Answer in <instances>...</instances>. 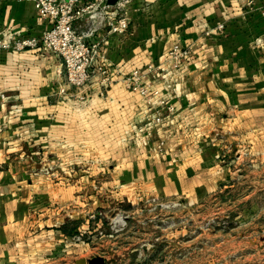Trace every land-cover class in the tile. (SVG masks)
<instances>
[{
  "label": "crops",
  "instance_id": "0c3cea01",
  "mask_svg": "<svg viewBox=\"0 0 264 264\" xmlns=\"http://www.w3.org/2000/svg\"><path fill=\"white\" fill-rule=\"evenodd\" d=\"M104 11L89 38L102 56L82 94L60 93L63 59L44 46L0 50V264L104 256L105 218L88 216L100 193L130 200L211 190L226 149L219 135L242 136L249 117L264 113V0H134L124 33L110 32L116 13ZM49 26L33 2L0 0L5 42L41 38ZM77 26L89 31L92 20ZM175 46L190 51L178 64ZM150 63L158 71L143 84L175 110L143 127L151 104L124 79Z\"/></svg>",
  "mask_w": 264,
  "mask_h": 264
},
{
  "label": "rangeland",
  "instance_id": "374dc122",
  "mask_svg": "<svg viewBox=\"0 0 264 264\" xmlns=\"http://www.w3.org/2000/svg\"><path fill=\"white\" fill-rule=\"evenodd\" d=\"M230 135H219L226 149L211 190L130 200L100 193L88 216L105 218L97 242L107 264H264V113Z\"/></svg>",
  "mask_w": 264,
  "mask_h": 264
},
{
  "label": "built area",
  "instance_id": "2783aa9c",
  "mask_svg": "<svg viewBox=\"0 0 264 264\" xmlns=\"http://www.w3.org/2000/svg\"><path fill=\"white\" fill-rule=\"evenodd\" d=\"M34 3L39 15L48 19L50 26L41 38L19 37L13 43L5 42L0 36V50L2 49H24L37 48L41 45L49 51L57 54L63 59L66 79L60 87V93L68 95V88L74 87L82 94L92 77L91 67L95 60L101 57L100 42L89 40L93 32L105 19V9H114L116 13L115 22H110V32L124 33L129 28L128 10L134 0H117L115 4H108L107 0H91L83 3L82 0H26ZM92 20L93 28L89 31H81L77 22L83 18ZM223 25H220L222 27ZM190 54V51L175 46L170 51V59L178 64L183 57ZM103 74H108L107 68H102ZM158 67L150 63L147 71L134 69L128 74L124 81L133 91L140 92L147 96L151 104L152 115L143 123V127H153L162 124L167 114L175 110L173 104H169L166 97L159 89L150 90V86L143 84L146 73H155ZM105 80L110 83L112 80L107 75ZM154 97V98H153ZM165 141H160L158 148L163 149Z\"/></svg>",
  "mask_w": 264,
  "mask_h": 264
},
{
  "label": "water",
  "instance_id": "95a60500",
  "mask_svg": "<svg viewBox=\"0 0 264 264\" xmlns=\"http://www.w3.org/2000/svg\"><path fill=\"white\" fill-rule=\"evenodd\" d=\"M117 0H107L108 4H115ZM108 260L102 255H96L89 259H83L81 264H107Z\"/></svg>",
  "mask_w": 264,
  "mask_h": 264
}]
</instances>
